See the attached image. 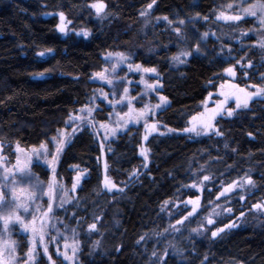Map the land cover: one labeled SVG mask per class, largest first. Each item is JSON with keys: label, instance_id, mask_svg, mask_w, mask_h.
Returning a JSON list of instances; mask_svg holds the SVG:
<instances>
[{"label": "trees", "instance_id": "16d2710c", "mask_svg": "<svg viewBox=\"0 0 264 264\" xmlns=\"http://www.w3.org/2000/svg\"><path fill=\"white\" fill-rule=\"evenodd\" d=\"M151 2L0 0V143L6 152L12 155L15 143L28 149L50 142L72 112L93 101L101 90L93 76L103 62L101 52L123 49L139 52L137 55L141 58L142 43L136 32L140 29L139 10ZM254 2L247 0V3ZM95 3H104L107 7L102 19L92 8ZM224 3L239 6L240 0H155L153 14L168 17L184 30L189 45L199 44L204 52L202 56L191 57L180 71L171 69L167 61L157 63L162 85L159 92L168 101L161 105L160 122L183 129L206 100L214 77L239 57L238 43L230 46L229 51L212 39L201 40L204 33L201 20ZM61 12L72 31L87 30L90 36L79 38L73 32L61 33L58 28ZM180 20L184 21L183 25L179 24ZM40 52L45 55L39 56ZM97 106V119L105 120L109 112L107 103L97 101ZM260 118L251 123V119L234 117L236 121L229 132L232 137L235 135L236 143L228 140L231 144L224 153L226 160L220 163L222 169L231 167L234 159L242 155H249L264 169V125ZM142 135L141 126H126L119 127L115 136L109 137L106 159L115 178L123 177L121 173L141 163ZM202 144L186 135L148 138L146 145L151 153L148 170L134 178L120 197L104 193L98 198L103 179V151L93 129L84 127L66 149L56 170L57 178L64 177L70 186L73 184L72 168L86 173L77 191V201L69 207L70 222L75 218L83 221L79 223L80 233L76 234L79 242L77 264H152L153 242L150 240H157V234L166 225L161 205L190 180L191 157L198 156L202 148H209ZM34 171L48 180L50 174L40 165H35ZM256 178L257 191L247 196L252 202L264 197V178L258 175ZM95 216L101 217L99 227L103 239L100 250L91 256L89 242L81 231ZM142 235L145 238L141 241ZM186 239L187 236L179 239L178 253L169 256L164 264H264V227L237 229L211 242L198 237H191V242ZM206 243L211 244V254L204 249ZM50 255L55 264H69L54 252ZM36 264H49V261L41 254Z\"/></svg>", "mask_w": 264, "mask_h": 264}, {"label": "rangeland", "instance_id": "374dc122", "mask_svg": "<svg viewBox=\"0 0 264 264\" xmlns=\"http://www.w3.org/2000/svg\"><path fill=\"white\" fill-rule=\"evenodd\" d=\"M228 4L231 3L218 5L217 8H215L206 16L207 20H201V27L204 32L209 33L207 39H212L213 41L218 42L226 50H229L230 46H234L235 43H238V45L236 46H240V50H238L239 57L235 58L236 61L229 66L234 67L235 75H229L226 70L216 75L211 82V89L206 100H204V102L200 104L199 111L193 114L184 125V128L189 127V122L191 121L193 116H196L199 113H207L209 110L216 108L218 105H222V114L216 117V126L223 133V136H195L192 133L184 132V128H173L167 125L165 122L159 121L160 119L158 113L161 108L155 110V112L148 117V121L150 124L155 122L158 126V132L152 133L151 135H149V138L155 135H186L191 139L202 141L203 147H209L207 149L202 148L198 156L195 155L191 157L188 166V172L191 173L190 180L187 183L183 184L173 197L166 200L168 201L167 205H164V203L161 205V208L162 206L164 208V210L161 211L163 213V216L165 217L166 225L164 229L157 234V240H150L153 242L152 249L156 253V256L152 255L153 251L152 253H150V261L152 264H154L152 260L157 261L158 259L160 260V264H164L165 260L168 259L169 256L176 255L179 251V239L183 236H187V239L185 241L188 242H191V237H198L201 240L211 242L225 237L228 233L237 229H241L247 226L260 228L264 225V212L252 209L253 204L264 203V197H261L262 199L255 200L253 202L249 201L247 197L253 195V193L257 191V175L264 178V169L262 164L260 162L251 160L249 158V155H242L239 158L234 159L235 163L231 167L226 166V169H222L220 167V163H223L226 160L224 153L227 152V148H225L224 145L231 144L228 143V140H230V142L234 144L236 143L234 142V139L236 138L235 135H233L232 137L231 133L229 132V128L233 125V122L236 121L234 117H244L248 120L251 119V123H254L255 119L261 117L260 120H263V123H261V125H264V100L253 99L250 102L248 109L236 110L234 112V115L231 117L223 114L224 110L228 108L235 109V99L232 98V94L237 93V89L232 87L233 85H238L239 88H244L247 91H255L254 88L250 87V85L253 84L264 86V49L259 47V41L261 39H264V26H261L255 17L250 16L245 17V19L240 21L238 24L232 21L217 20L216 16L221 11H224L229 15L237 14L238 5L232 3V5L235 7L229 9L227 7ZM93 9L96 11L95 8ZM154 9L155 4H153L152 9H147V5H145L139 10V17L141 19L139 23L140 29L136 30V32L139 35V41L142 43L139 49V51L142 52L141 58L139 59V56L137 55L139 52H128L123 49H106L105 51L101 52V57L103 58L102 64L99 65V67L96 68L93 72L94 76L95 73L107 69V71L105 72V76L108 80L112 81V84H108L103 80L95 79V82L100 85L101 90H98L99 93H96L94 104L92 102L88 104V106L90 107L95 106L96 109H99V107L97 106V101H105L109 107V112L107 113L105 120L97 119V115H95V112L97 110L92 113V117L96 122V129L94 131L95 136L99 140L100 145L102 141L104 142L102 149L103 158L101 163L102 175L104 177V164L105 162H107L108 176L119 187H123L125 190L129 186L130 182L134 178H137L140 175L144 174L151 164V153L146 145L147 141L143 140V136L145 135L144 121L141 120L139 123H128L127 127H142L143 135L142 142L139 145V153L142 146L148 149L149 160L147 162V167L144 166L146 162L140 155L141 163L131 170L121 173L123 177H117L118 179L115 178L116 176H113V174L111 173L110 165L106 159V144L109 140V137L113 136L111 131H108V139L105 140L106 130L104 128H101L100 124H106L109 126V128H125L122 120L120 125H117V117L115 116V113L118 112L120 113L121 117H123L124 113L128 111L127 101H125L123 104L117 103V101L123 95V89L125 87L129 89V97L134 98L132 100V106L137 110L144 107L145 104L156 105L160 103V87H157L155 91H150L145 86L146 83L155 84L157 80L159 81L160 78L158 75L157 63L160 64L162 61H167L171 69L180 71L186 64H188V61L191 57L202 56L204 54L201 49L199 50V52H197L194 45H189L184 30L180 26H177L173 21L170 24L168 22L170 20L165 21L163 19V16H155L153 14ZM142 11H145L146 15L142 16ZM103 16L104 13L102 11L99 14L98 18L101 17L100 19H102ZM69 26L70 23L65 20L64 27L66 31L63 33L64 35L73 32L79 38L84 37L82 35H79V33H81L83 30L78 29L76 31H72ZM176 27L181 28L180 36L184 37L183 40H181L180 36L175 33L174 29ZM89 36L85 38H88ZM159 44L161 46H159ZM181 51H190L192 52V55L186 58L185 63L177 64L172 60V57L178 55ZM108 53H123L128 59L126 62L117 65L115 68V72H113L112 68L115 60L113 59L109 61L107 59ZM237 61L241 62L237 63ZM249 62H251L252 64L251 68L247 67V64ZM129 63L133 65V68L129 69ZM135 65H140L141 69L137 71ZM146 68H155L156 72L153 73L143 71V69ZM127 81H131V83H127ZM221 85H223V87H221ZM102 87H105V89L103 90ZM103 93L108 94V100H111L112 104H109L107 100H104L102 95ZM221 93H223L224 95H221ZM226 96L228 97L227 100L225 99ZM81 108H79L76 112H72L71 115H83L80 112ZM68 120L65 126L59 130V132L64 133L63 139L65 140V143L62 152L57 156V163L55 165L56 170L58 169L59 164L63 159V155L65 154L66 149L73 142L74 138L82 131L80 130V128L82 127L84 129L85 127L82 125H69ZM73 127H77L76 133L72 132ZM168 129H172L173 131L169 132ZM160 132H163L164 135H160ZM57 133L54 137L59 140L61 139V137H59ZM42 145L45 146V149L47 151L46 157L42 155H36L33 152L34 148L37 150H42ZM0 147H2V151H0V157H3V160L0 161V188H4L6 190L9 187L8 181L12 179L11 176L5 175L4 169L6 167L16 175V183L12 186L17 188V192L19 195L24 196L27 192L34 191L36 193V196L38 197L35 203L29 204V213L25 214L22 210L20 211L21 217L27 223L30 221L31 215L35 214L34 208L37 204L41 206L42 210H46L47 208V204L49 202L48 196H41L40 191L38 189L32 188L31 185L39 181L40 184L44 186L45 192L47 191L46 185L51 180L52 172L49 165L45 163V159L50 161L52 159V156L56 154L55 143L53 142V138H51L50 142L34 145L29 147L28 149L22 148L18 143H15L12 149L13 156L6 152L5 146L1 143ZM18 160L21 162V166H26L29 170V177L21 179L23 173H20L18 169L14 167L17 164ZM35 165H40L50 174L48 180L42 179L40 175L34 171ZM72 170V180L74 182V177L77 175V171L73 168ZM260 171L263 172L261 173ZM133 172H136L137 175L132 176ZM204 175H208L210 177L209 181H203ZM247 176H250L252 178V180L254 181V185H245L243 188H241L239 186V183H237L235 190L230 191L227 194V199L224 196H221L219 200H217V196L222 190V186L226 187L233 181L243 182L244 178ZM84 178L81 179L76 190L72 191V186L67 184V180L64 177L59 176L57 178L56 176L57 187L54 190L56 202L53 204L52 214L55 217V219L53 220L55 227H52V225L49 224L48 228L46 229L44 243L48 246L49 254L54 252L61 259H63V257L58 255V253L56 252V247L59 246L60 251L63 252L65 251L63 247L65 242L71 245L73 243V238L78 242V236H76V234L80 233L78 227L79 223L83 221L81 218H75L73 222H70L71 218L69 216V207L74 205L77 201V191L80 188ZM201 181L203 182L201 183ZM193 183L197 184V188L191 187ZM60 185H63V189H61ZM201 188L203 189L202 191L200 190ZM20 189H24L25 192L20 193ZM65 190L67 191L69 202L65 203L62 208H59L57 207V205L60 199L64 197ZM104 193L107 195H111L113 198H115L116 195L120 197V195L123 194L115 192L109 193L103 188V183H101V188L97 193V197H101V195H103ZM241 196L244 197L242 201L240 200ZM197 197H199V205L197 207L196 213L185 220L182 225H175V221L177 219H182L183 216L187 215V213L191 211L192 205L189 204L187 207H185V203L190 198L195 200ZM245 199H248L247 203H244ZM228 208L232 209L231 214L226 211V209ZM213 209H215V212H213ZM242 211L245 213L243 217L240 216V213ZM210 213H212L211 218L214 220V223L208 225L204 218L209 216ZM216 213H219V215H217ZM96 217L97 216H95L93 221L85 225L81 231V235L85 234L89 242V254L91 256H94V253L100 250L103 239V234L101 233V229L99 227L101 223V217L99 219H97ZM233 221L238 225V227H234L231 229L225 228V231L220 233L216 238L211 237L212 231H215L217 228L224 227L225 225ZM91 223H97L96 230H88V225H90ZM170 225H175L180 229V231L176 232L172 227H170ZM198 227H202V233L198 234L191 231V229ZM9 237L11 241L15 242L16 245L15 251L17 256V264H23V261L26 259L25 254L31 247L30 233L23 232L19 224L10 225L8 231L5 233L3 230L2 222H0V238L7 240ZM97 241H99L98 244ZM190 249H192V247ZM36 251L39 254L35 258V264L39 256L43 254V245H41L39 241L37 242ZM67 252L69 255H71V248L67 249ZM78 253L79 250L77 249L76 255L74 257L75 264H77L79 258ZM63 261L65 260L63 259ZM65 262L72 264V262L70 261Z\"/></svg>", "mask_w": 264, "mask_h": 264}, {"label": "snow or ice", "instance_id": "6c2138e0", "mask_svg": "<svg viewBox=\"0 0 264 264\" xmlns=\"http://www.w3.org/2000/svg\"><path fill=\"white\" fill-rule=\"evenodd\" d=\"M155 3V0H152V3L147 4V9H152L153 4ZM247 3V0H240V5L238 6V12L237 14H226L224 11H221L217 16V20H224V21H232L236 24H238L240 21L244 20L245 17H255L259 24L261 26H264V0H255L254 3H247V6H244V4ZM93 8L96 9V13L100 14L105 8L106 5L104 3H95L92 5ZM227 7L229 9H232L234 6L232 4H228ZM141 15L144 16L146 15L145 11L141 12ZM59 18L61 21V24L58 25L59 31L61 33H64L66 31L64 27L65 23V15L63 12L59 13ZM165 21H168V17H163ZM203 19L207 20V17H204ZM170 24L172 21H168ZM180 25L184 24L183 20L179 21ZM175 33L180 36L181 33V28L176 27L174 29ZM246 34V33H244ZM79 35H82L84 37H87L90 35V33L87 30H83ZM215 35V34H213ZM209 36L208 32H204L201 36V40H206L207 37ZM180 39L183 40L184 37L180 36ZM259 47L264 49V39H261L259 41ZM195 50L199 52L200 50V45L196 44L195 45ZM48 52H51L52 49H47ZM231 51V49H229ZM39 56L43 57L45 55V52H40L38 53ZM192 52L190 51H181L178 55L173 56L172 60L176 62L177 64H183L186 62V58L191 56ZM107 59L109 61L115 60V63L113 64L112 71L115 72V68L117 65L122 64L127 61V57L123 53H108ZM241 61H237V63H240ZM129 69L133 68L132 64H128ZM248 68L252 67L251 62L247 64ZM135 68L137 71L141 69L140 65H135ZM107 69H104L101 72H97L94 75V79H99L103 80L108 84H112L111 80H108L107 77L105 76V72ZM145 72H156L155 68H146L143 69ZM227 73L231 76L235 75L234 67H229L226 69ZM43 76V73L40 74ZM127 83H131V81H127ZM146 88L150 91H155L157 87H162V85L159 84V81L157 80L155 84H145ZM223 87V85H221ZM232 87L237 89V93L232 94V98L235 99V109L228 108L224 110L223 114L227 115L228 117H231L234 115V112L236 110L240 109H248L250 102L253 99H259V100H264V86L260 85H250L251 88H254L255 91H247L244 88H239L238 85H233ZM129 89L125 87L123 89V95L120 97V99L117 101V103L123 104L125 101H127V108L128 111L124 113V116L121 117L120 113H115V116L117 117L116 123L119 126L121 123V120L123 121L124 126L126 127L128 123H139L141 120L144 121V127H145V135L143 136L144 141H148L149 135L152 133L158 132V126L157 123H149L148 117L152 113L155 112V110L160 109L161 105H166L167 104V97L165 96H160L159 100L160 103L156 105H148L145 104L144 107L141 109H135L132 106V100L134 98L129 97L128 95ZM115 94V93H113ZM103 98L104 100H107L109 104H112L111 100H108V94L103 93ZM221 95H224L221 93ZM225 99L227 100L228 97L226 96ZM95 97H93L92 103L94 104ZM114 107V105H113ZM222 105H218L216 108L209 110L207 113H199L196 116H193L191 121L189 122L190 126L185 127L183 129L184 132L186 133H192L195 136H223V133L220 131V129L216 126V117L218 115H221ZM97 109L95 106H88L85 105L80 109V112L83 115H69V120L68 124L69 125H77V126H85V127H91L93 131L96 129V122L94 118L92 117V113L95 112ZM101 128H104L106 130L105 132V140L108 139L107 133L108 131H111L112 136L114 137L118 128H109L108 125L106 124H100ZM80 130H83L81 127ZM77 127L72 128V132L76 133ZM169 132L173 131L172 129H168ZM160 135H164L163 132L159 133ZM61 139H57L56 137H53V142L55 143V155L52 156V159L49 161L45 159V163L49 165L51 168L52 176L50 182L46 185L47 191L45 192L44 186L40 184L39 181H37L35 184H32L31 187L34 189H38L41 193V196L47 195L48 196V204L46 210H42L40 205H36L34 208V213L31 215V219L29 222H25V220L21 217L20 211L22 210L25 214L29 213V204L30 203H35V201L38 199L36 196V193L34 191H29L27 192L24 196H21L17 192V188L12 186L15 185L16 183V175L10 170L5 167V175L6 176H11L12 179L8 181L9 187L5 190L4 188H0V222H2L3 230L6 233L9 229L10 225L13 224H19L23 232L25 233H30V244L31 247L29 248L28 252L25 254L26 259L23 261V264H35V258L39 254L37 253V242L41 245H43V254L46 256L47 260L49 261V264H55V261L52 259V256L48 253V246L47 244L44 243L45 239V234H46V229L48 228L49 224L52 225V227H55V224L53 223V220L55 219L53 214V204L56 202L54 190L57 187V179H56V169L55 165L57 163V156L62 152V149L64 147L65 140L63 139L64 133L59 132L57 133ZM249 136H252V133L248 134ZM70 142V141H69ZM103 141L101 142V148L103 149ZM225 148L228 147L227 144L224 145ZM42 150H37L33 149V152L36 155H42V156H47V151L45 149V146H41ZM0 151H2V147H0ZM140 155L144 158L145 160V167H147V162L149 160L148 156V149L145 147L140 148ZM3 160V157H0V161ZM15 168L18 169L20 173H23V176L21 179H24L25 177H29V170L27 169L26 166H21V162L18 160L17 164L14 166ZM104 177H103V188L109 192V193H123L124 188L119 187L115 182H113L110 177L108 176V164L105 162L104 164ZM137 173L133 172L132 176H136ZM86 176V173L79 168H77V175L74 177V182L72 184V191H75L77 186L79 185L80 181L82 178ZM210 177L208 175L203 176V181H209ZM201 181V183L203 182ZM237 183H239V186L243 188L245 185H254V181L250 176H247L244 178L243 182H237L233 181L230 183L228 186L223 187L222 190L219 192V195L217 196V200L221 196H224L226 199L228 198L227 194L230 191L235 190ZM61 189H63V185H60ZM192 188H197V184L193 183L191 185ZM201 191L203 190L202 188L200 189ZM20 193H24V189L19 190ZM244 199L243 196L240 197V200L242 201ZM69 202V199L67 197V191L65 190L64 197L60 199L57 207L62 208L65 203ZM168 201L164 202V205H167ZM189 204L192 205L191 211L187 213V215L183 216L182 219H177L175 221V225H182L185 220H187L190 216H192L194 213L197 211V207L199 205V197H197L195 200L189 199L185 203V207H187ZM252 209L259 210L264 212V203H256L252 205ZM161 210L163 211L164 208L162 206ZM226 211L231 214L232 209L228 208ZM213 212H215V209H213ZM38 214V215H37ZM219 215V213H216ZM244 212L242 211L240 213V216H244ZM212 213L209 214V216L205 217L204 219L206 220L208 225H211L214 223V220L211 218ZM239 218V217H238ZM99 219V218H97ZM175 225H170L176 232H179L180 229L177 228ZM234 227H238V225L233 221L224 227L217 228L215 231L211 232V237L216 238L220 233L225 231V228L231 229ZM97 229V223H91L88 225V230L93 231ZM192 232L195 233H202L203 229L202 227L198 228H193L191 229ZM74 232V230H73ZM59 234V233H58ZM144 236L142 235L140 237V240H144ZM140 241H137L139 243ZM99 241H97V244ZM95 246V245H94ZM65 251L61 252L60 247H56V252L58 253L59 256L63 257L65 261H70L72 264H75L74 257L76 255L77 249L79 247L78 242L73 238V243L70 245L69 243L65 242L63 245ZM71 248V255L68 254L67 249ZM16 245L14 241H11L10 237L5 240L3 238H0V264H17V256H16ZM153 256H156L155 251L152 253ZM206 259V258H205ZM154 264H160V260L158 259L157 261L154 262Z\"/></svg>", "mask_w": 264, "mask_h": 264}, {"label": "bare ground", "instance_id": "6f19581e", "mask_svg": "<svg viewBox=\"0 0 264 264\" xmlns=\"http://www.w3.org/2000/svg\"><path fill=\"white\" fill-rule=\"evenodd\" d=\"M247 227H251V226H247ZM262 227H264V225ZM244 228H246V227H244ZM251 228L253 229L254 227H251ZM260 228H254V229H260ZM206 244L207 245H204V249H205L207 254H211V252H212L211 244L210 243H206Z\"/></svg>", "mask_w": 264, "mask_h": 264}, {"label": "water", "instance_id": "95a60500", "mask_svg": "<svg viewBox=\"0 0 264 264\" xmlns=\"http://www.w3.org/2000/svg\"><path fill=\"white\" fill-rule=\"evenodd\" d=\"M41 77V76H40Z\"/></svg>", "mask_w": 264, "mask_h": 264}]
</instances>
